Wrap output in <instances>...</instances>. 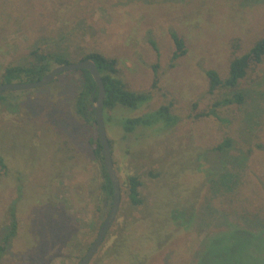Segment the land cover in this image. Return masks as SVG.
Returning <instances> with one entry per match:
<instances>
[{
    "label": "rangeland",
    "instance_id": "obj_1",
    "mask_svg": "<svg viewBox=\"0 0 264 264\" xmlns=\"http://www.w3.org/2000/svg\"><path fill=\"white\" fill-rule=\"evenodd\" d=\"M171 32L187 51L175 61ZM263 37L264 0H0V81L6 66L23 64L39 47L76 56V39L86 52L116 58L130 90L151 92L118 113L116 125L168 104L178 118L168 131L156 125L124 136L108 128L122 196L118 222L91 264H237V238L231 243L227 234L237 228L257 237L251 246L259 255L251 260L264 264V61L242 81V106L219 109L223 121L195 118L233 94L223 87L209 93L207 71L226 79L231 60ZM78 82L64 74L46 87L2 93L0 150L9 174H0V243L10 230L17 177L24 183L18 234L0 264H77L108 216L88 130L72 109ZM225 140L231 147L216 151ZM125 150L142 154L145 203L136 209L124 184L133 163ZM119 233L128 244L121 256L108 255Z\"/></svg>",
    "mask_w": 264,
    "mask_h": 264
},
{
    "label": "trees",
    "instance_id": "obj_2",
    "mask_svg": "<svg viewBox=\"0 0 264 264\" xmlns=\"http://www.w3.org/2000/svg\"><path fill=\"white\" fill-rule=\"evenodd\" d=\"M82 31L92 30L90 27H83L82 23L79 24ZM70 32L69 34H72ZM172 39L174 41L176 51L173 54V61L178 60L186 54V45L184 39L176 32H171ZM76 54L73 57H68L66 53L59 52L51 47H39L30 52L29 58H27L24 63L20 64H10L4 68L1 75L2 83H33L41 80L45 75L51 72L57 66H63L70 63H77L85 59H93L97 65L98 71L103 79L105 86V97L103 106V115L106 125V130L112 128V126H118L124 133V136L134 133L139 127H152L156 125L164 126L166 131L172 129L178 123V118L172 114V105H163L159 109L153 112H149L144 116H139L135 118H126L122 120L120 126L115 124L117 114L125 109L137 108L142 103L147 102L151 99L152 95L150 91H132L130 90L125 82L120 77L119 62L116 58L107 57L98 52H86L80 45V41L73 39L70 43ZM153 46H155L152 40ZM74 52V51H73ZM264 61V37L259 39L254 43L251 49L241 55L234 57L229 65V74L226 79H222L220 74L215 70H208L207 77L209 81V93H214L217 89L223 87L230 90L233 94L232 96L224 99L217 100L213 103L212 108L203 113H198L195 118L199 119L201 117L213 116L214 118L223 121L218 115V110L228 107L230 105L242 106L245 103L246 97L239 90L242 81L246 79L249 71H251L256 66L260 65ZM155 77L152 87L155 88L159 82V75L157 67L155 66ZM65 76L77 75L78 76V87L75 91V97L73 98L72 109L77 118L80 119L82 125L88 130V145L90 146L92 153L94 155V161L98 167V185L96 190L100 194V201L104 204V208L107 209L109 214L111 205L113 202L114 189L112 182L107 173L104 164V154L103 147L101 145L97 126H96V114L94 111V105L97 103L99 90L97 85L91 75L87 70L69 71L64 73ZM64 74L59 75L54 82H59V80L64 76ZM53 82V83H54ZM52 83V84H53ZM51 85V84H50ZM49 86V85H48ZM11 92V91H10ZM13 92V91H12ZM2 98V93L0 94V99ZM124 113V112H123ZM108 136V134H107ZM22 139V138H19ZM33 140V139H32ZM110 150L111 155H113V143L110 139ZM35 146V145H34ZM231 147V142L225 140L214 149L216 151L224 152L226 149ZM33 148V146H31ZM21 151V150H20ZM253 149L249 148L246 151V157L252 155ZM125 155L133 158V163H131V172L127 175L126 181L124 182L127 188V196L131 208L136 209L144 205L145 198L142 195V188L144 182L142 180L141 174L138 173L141 167L140 159L142 154L140 151L131 152L130 150H125ZM114 163V162H113ZM117 174L121 172V168L117 167ZM0 174L8 175L9 168L6 163V159L0 150ZM149 176L151 179L158 178L160 175L158 173L150 172ZM119 177V176H118ZM17 199L11 204L9 208L10 215V230L4 236L0 243V257L3 252L10 245L12 240L17 236L19 229V222L17 216V205L21 200L23 195V183L24 179L20 176L17 177ZM233 181V179L231 180ZM227 181L225 186L229 189L233 182ZM122 193V189H121ZM122 196V195H121ZM119 215V213H118ZM118 222V216L113 223V225ZM112 225V227H113ZM111 227V228H112ZM101 228V226H100ZM111 231V229H110ZM110 231L108 235L110 234ZM99 232V231H98ZM230 237L231 243L237 238V264H261L256 261L251 260L257 249V246L253 248L252 243L257 240L255 235L252 236L250 233L244 231L233 230L227 233ZM226 234V235H227ZM107 235V237H108ZM247 236L243 246L239 247V239L241 236ZM104 240L103 244L99 248V252L103 250L107 238ZM232 238V239H231ZM264 240V236L258 237ZM129 238L125 234L119 233L113 236V241L107 250L108 255H113L116 257L121 256L123 250L127 246ZM91 246V245H90ZM89 246V247H90ZM88 248L82 251V254L78 257L79 262L83 259L88 251ZM95 254V256H96ZM259 253L256 254L258 256ZM94 256V257H95ZM93 257V259H94ZM92 259V260H93ZM91 260V262H92ZM91 262L89 264H91ZM79 264V263H77Z\"/></svg>",
    "mask_w": 264,
    "mask_h": 264
},
{
    "label": "water",
    "instance_id": "obj_3",
    "mask_svg": "<svg viewBox=\"0 0 264 264\" xmlns=\"http://www.w3.org/2000/svg\"><path fill=\"white\" fill-rule=\"evenodd\" d=\"M78 70L89 71L97 85V89L99 90L98 100L97 103L94 105V111L96 114V126H97L98 136L101 145L103 147L104 164L114 189L113 202L111 205L110 212L106 217V219L104 220V222L102 223L96 239L89 247L83 259L79 262V264H89L93 259V257L95 256V254L98 252L101 245L103 244L113 223L115 222L118 216L120 204H121V195H122L120 179L118 177L117 171L113 163L110 144L107 136L106 125L104 121V115H103L105 86L95 61L93 59H85L77 63H70L63 66H57L47 75H45L41 80L33 83H2L0 84V94L10 91H31L42 87H46L52 84L59 75L69 71H78Z\"/></svg>",
    "mask_w": 264,
    "mask_h": 264
}]
</instances>
